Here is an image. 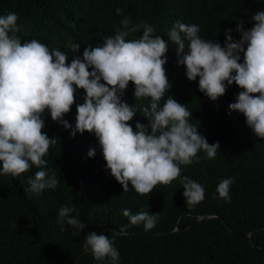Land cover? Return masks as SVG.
<instances>
[{
  "label": "trees",
  "instance_id": "1",
  "mask_svg": "<svg viewBox=\"0 0 264 264\" xmlns=\"http://www.w3.org/2000/svg\"><path fill=\"white\" fill-rule=\"evenodd\" d=\"M261 9L264 0H0V14L18 15L23 40L35 38L66 52L65 45L78 42L81 55L88 44L113 35L124 17L154 24L162 38L177 20L196 23L205 39L217 37L223 45L225 30L233 29V38L239 39L237 24L251 28V16ZM139 35L142 30L133 38ZM167 56L169 95L188 105L191 122L210 144H220L215 159L182 166V176L205 187V199L188 205L179 178L158 184L149 194L133 188L123 192L122 185L111 183L101 170L106 161L97 138L88 132L73 138L46 115L43 131L59 140L45 158L60 183L56 189L28 194V179L37 168L21 177L0 176V264H100L83 248L84 238L93 231L116 236L120 264H264V139L254 136L242 114L229 110L241 89L233 84L213 102L199 91L198 80H188L185 68L177 66L174 48ZM133 93L130 82L126 102L147 103L135 101ZM76 114L74 104L65 118L74 124ZM137 120L147 122L138 113L129 123L135 127ZM90 148H96L94 158L87 156ZM226 177H235L230 201L216 192ZM65 204L87 224L79 236L73 235L72 226L65 223L61 231L57 223ZM123 209L158 213L156 227L146 232L142 225H130Z\"/></svg>",
  "mask_w": 264,
  "mask_h": 264
},
{
  "label": "clouds",
  "instance_id": "2",
  "mask_svg": "<svg viewBox=\"0 0 264 264\" xmlns=\"http://www.w3.org/2000/svg\"><path fill=\"white\" fill-rule=\"evenodd\" d=\"M121 11L117 8V15ZM18 19L14 12L0 14V176L21 177L37 168L28 179V194L56 189L60 183L45 158L59 140L43 131L45 116L50 115L73 138L85 132L97 138L106 161L101 170L111 183L122 185L123 192L133 188L141 195L149 194L158 184L168 185L179 178L188 205L205 199V187L182 176V166L202 158L215 159L220 144H210L191 122L188 105L169 95L172 83L165 65L172 48L177 66L185 68L188 80H198L199 91L211 101H218L229 87L237 85L241 91L229 110L242 114L254 136L264 139V9L251 16V28L237 24L239 39L233 38V29L225 30L223 45L217 37L205 39L196 23L177 20L167 38H162L154 24L124 17L113 35L88 44L82 55L78 42L65 45L66 52L35 38L23 40ZM141 30L142 35L133 38ZM130 82L135 101L146 104L126 102ZM74 104L73 124L65 117ZM138 113L147 122L137 120L133 127L129 122ZM96 154V148L87 152L90 158ZM234 183L235 177L221 179L218 196L230 201ZM75 211L73 206L62 205L57 223L61 231L65 223L72 226L73 235L79 236L87 224L72 215ZM122 212L130 225H142L146 232L158 222V213ZM115 241V235L93 231L84 238L83 248L100 264H120Z\"/></svg>",
  "mask_w": 264,
  "mask_h": 264
},
{
  "label": "water",
  "instance_id": "3",
  "mask_svg": "<svg viewBox=\"0 0 264 264\" xmlns=\"http://www.w3.org/2000/svg\"><path fill=\"white\" fill-rule=\"evenodd\" d=\"M207 216H208V215H207ZM207 216H204V217H207ZM244 235L247 236V237H250V233H247V234L245 233ZM250 238H251V237H250Z\"/></svg>",
  "mask_w": 264,
  "mask_h": 264
}]
</instances>
